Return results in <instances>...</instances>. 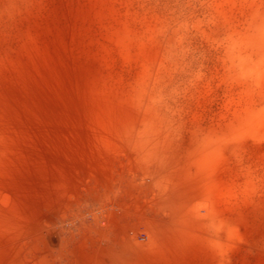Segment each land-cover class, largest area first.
<instances>
[{
  "label": "rangeland",
  "instance_id": "374dc122",
  "mask_svg": "<svg viewBox=\"0 0 264 264\" xmlns=\"http://www.w3.org/2000/svg\"><path fill=\"white\" fill-rule=\"evenodd\" d=\"M0 264H264V0H0Z\"/></svg>",
  "mask_w": 264,
  "mask_h": 264
}]
</instances>
